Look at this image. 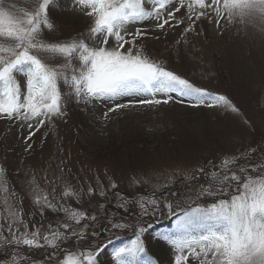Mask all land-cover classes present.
I'll use <instances>...</instances> for the list:
<instances>
[{"label":"rangeland","instance_id":"obj_1","mask_svg":"<svg viewBox=\"0 0 264 264\" xmlns=\"http://www.w3.org/2000/svg\"><path fill=\"white\" fill-rule=\"evenodd\" d=\"M61 1L65 6L58 17L52 15L57 0L51 6L54 31L43 33L45 42H63L81 33L86 35L93 23V18L85 15L73 0ZM9 2L27 10V0ZM184 12L181 9L177 17ZM216 20L210 14L189 33H183L187 22L174 30L154 31L153 21L152 25L143 26L147 35L139 38L137 44L166 69L211 94L227 97L239 109L238 113L223 106L208 107L207 102L194 107V100L175 97L159 106L119 109L105 119L104 112L111 105L81 102L70 104L63 119L33 129L30 139H26L30 131L26 124L21 127L22 122L0 119V165L7 170L9 192L18 197L12 203L23 208L22 218L30 231L34 224L56 229L64 219L60 211L46 209L40 214L33 203L35 196L30 193L31 180L58 207L63 204L99 215L95 222H82L88 225L83 240L66 233L69 238L60 241L59 248L33 250L28 254L33 264H55L70 251L91 250L88 245L99 248L97 264H114L113 249L134 239L136 226L147 229L142 237L146 252L159 264H168L169 252L165 249L171 251L173 261L175 250L156 233L171 230L176 218L182 215L180 209H175L176 216L166 207L156 215L141 216L138 205L130 203L127 212L118 207L123 200L115 193L131 202L154 194L162 204L177 203L207 186L210 173L226 158L240 161L239 166H233L237 174L240 166L249 167L245 154L257 165L264 162V32L245 27L238 19L229 21L226 14H222L219 27ZM17 80L23 91L25 78L18 75ZM28 145L31 147L26 151ZM181 168L189 174L195 172L194 180H185L179 174ZM200 169L207 172L201 173ZM248 174L257 176L259 168ZM109 178L116 183L115 189L109 187ZM144 180L150 183L145 184ZM65 182L80 192L79 202L63 197ZM98 183L106 189L105 197L98 195ZM153 185L162 187L156 191ZM89 186L95 190L92 196L87 192ZM199 206H207V202ZM7 212L0 200V223L4 224L5 236ZM105 217L130 226L126 230H110ZM11 247L0 248V254L7 256ZM187 264L198 262L190 257Z\"/></svg>","mask_w":264,"mask_h":264},{"label":"snow or ice","instance_id":"obj_2","mask_svg":"<svg viewBox=\"0 0 264 264\" xmlns=\"http://www.w3.org/2000/svg\"><path fill=\"white\" fill-rule=\"evenodd\" d=\"M54 2L27 0L25 10L9 0H0V119L22 122L21 127L26 124L30 130L26 139L34 135L33 129L39 130L46 122L54 124L55 120L63 119L70 104L81 102L111 105L104 112L105 119L119 109L159 106L175 97L194 100V107L207 102L208 107L223 106L233 113L239 112L224 95L211 94L151 59L137 41L147 35V28L143 26L152 25L153 21L156 22L152 26L154 31L174 30L187 22L183 33H189L195 30L198 21L209 18L210 14L217 17L218 27L222 14H226L229 21L238 19L245 27L264 32V0H223L222 5L220 0H73L85 15L93 18L87 34L81 33L63 42H45L43 33L54 31L51 20ZM181 9L185 12L178 18L176 14ZM18 75L26 80L23 91ZM245 155L248 168L240 166L237 174L233 166H239L240 161L224 159L210 173L207 186H201L187 199L162 204L153 194L131 202L115 193L123 200L118 207L127 212L130 203L138 205L141 216L156 215L164 207L176 216L175 209H180L182 215L176 218L173 228L156 233L175 250L173 261L171 251L165 249L169 252L168 264H187L190 257L198 264H264V162L257 165L250 155ZM257 167V176L248 174ZM179 174L189 182L195 178V172L189 174L186 168H181ZM6 175L7 170L0 165V193L3 194L0 200L8 210L7 236L4 224L0 223V248L12 246L7 256L0 254L3 264H33L28 256L33 250L46 246L59 248V242L69 238L66 233L83 240L88 225L82 222L99 219L98 214L71 206L58 207L31 180L30 193L35 196L33 203L40 214L46 209L60 211L64 219L56 229L34 224V230L30 231L22 218L23 208L12 203L18 197L15 192H9ZM109 187H117L110 178ZM153 187L159 191L162 186ZM97 188L98 195L105 197L106 189L99 183ZM94 191L91 186L87 189L89 196ZM62 195L80 201V192L70 182L64 183ZM201 202H207V206H199ZM105 220L110 230H126L130 226L115 218L105 217ZM146 231L145 227L136 226L135 238L113 249L114 264H159L146 252L142 239ZM87 248L91 250L70 251L55 264H97L98 246Z\"/></svg>","mask_w":264,"mask_h":264},{"label":"trees","instance_id":"obj_3","mask_svg":"<svg viewBox=\"0 0 264 264\" xmlns=\"http://www.w3.org/2000/svg\"><path fill=\"white\" fill-rule=\"evenodd\" d=\"M53 6L55 8V12H52V15L55 17H58L61 14V11L63 10L65 6V3L62 2L61 0H57V2H55Z\"/></svg>","mask_w":264,"mask_h":264}]
</instances>
